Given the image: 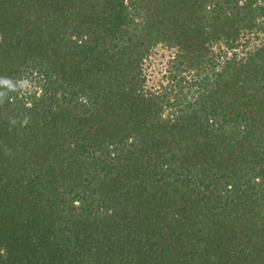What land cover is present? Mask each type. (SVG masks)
I'll return each instance as SVG.
<instances>
[{"label":"trees","instance_id":"trees-1","mask_svg":"<svg viewBox=\"0 0 264 264\" xmlns=\"http://www.w3.org/2000/svg\"><path fill=\"white\" fill-rule=\"evenodd\" d=\"M0 264H264V0H0Z\"/></svg>","mask_w":264,"mask_h":264},{"label":"rangeland","instance_id":"rangeland-1","mask_svg":"<svg viewBox=\"0 0 264 264\" xmlns=\"http://www.w3.org/2000/svg\"><path fill=\"white\" fill-rule=\"evenodd\" d=\"M165 55V57H164ZM170 56V53L169 51H167L166 49L165 50H160V52H158V55L155 57L154 61H155V65L157 66H160L161 67V64L159 65V60H166V57ZM165 58V59H164Z\"/></svg>","mask_w":264,"mask_h":264}]
</instances>
